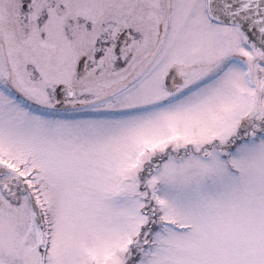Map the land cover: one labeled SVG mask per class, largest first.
<instances>
[{
  "label": "snow or ice",
  "instance_id": "obj_1",
  "mask_svg": "<svg viewBox=\"0 0 264 264\" xmlns=\"http://www.w3.org/2000/svg\"><path fill=\"white\" fill-rule=\"evenodd\" d=\"M0 264H264V0H0Z\"/></svg>",
  "mask_w": 264,
  "mask_h": 264
}]
</instances>
